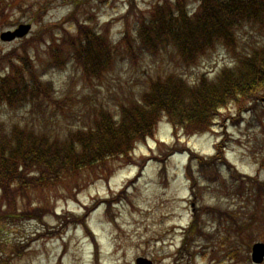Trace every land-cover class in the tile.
I'll return each instance as SVG.
<instances>
[{
	"label": "rangeland",
	"instance_id": "rangeland-1",
	"mask_svg": "<svg viewBox=\"0 0 264 264\" xmlns=\"http://www.w3.org/2000/svg\"><path fill=\"white\" fill-rule=\"evenodd\" d=\"M157 1L135 0L134 6L128 0L14 1L0 18V36L26 23L32 24V31L11 42L0 38V57L27 50L39 82L50 87L26 107L12 110L0 104V127L6 132L12 127H41L40 134L50 136L52 97L64 105L62 112L69 101L78 111L89 112L100 105L112 109L138 98L152 81L171 74L191 85L203 74L214 81L224 69L235 68L240 57L247 58L264 45V32L229 28L231 45L222 38L221 45L208 49L196 65L186 66L175 41L162 34L158 22L169 17L168 6L177 1L188 6L186 20L194 21L198 0H160L168 4L161 6L156 19ZM73 15L81 22L90 20L94 32L109 43V68L101 71V79L69 58V46L62 51V43L55 54L50 53L53 36L59 40L65 31L76 36V26L69 22ZM145 17L146 25L152 26L140 35L136 25L141 26ZM144 37L152 39L149 47L140 42ZM7 72L8 67L0 63V75ZM57 117L60 136L80 121L73 114L59 112ZM176 141L206 158L215 154L217 143H227L226 157L236 172L264 183V102L256 105L249 99L241 107L238 103L222 109L212 131L204 134L188 136L179 131L175 137L164 121L157 135L134 151L139 164L145 157L152 158L143 171L126 166L85 187L67 190L58 183L49 189L20 190L14 198L4 197L0 189V264H136L140 256L154 264H253L251 247L264 242V190L249 184L248 178L231 180L233 171L225 166L219 167V174L207 176L195 165L199 197L193 203L185 171L188 155L175 154L164 163L156 159ZM207 206L225 213L204 216V231L211 238L195 241L185 230L193 208L203 214ZM184 244L188 250H182Z\"/></svg>",
	"mask_w": 264,
	"mask_h": 264
},
{
	"label": "trees",
	"instance_id": "trees-1",
	"mask_svg": "<svg viewBox=\"0 0 264 264\" xmlns=\"http://www.w3.org/2000/svg\"><path fill=\"white\" fill-rule=\"evenodd\" d=\"M8 1L0 0V13L4 12ZM156 6L154 12L157 19L164 7ZM167 11L169 17L159 19L158 29L175 41L186 66L196 64L201 55L203 57L208 53V49L221 45L222 38L229 43V28L264 27V0H199V11L194 21L186 20L184 1H177L174 8L169 5ZM173 15L179 17L174 18ZM146 19L143 18L141 26L136 25L140 35H146L152 26L146 25ZM75 20L78 34L74 37L65 31L59 40L53 36L50 53L55 54L62 43V51L64 46H69V58L88 71L96 72V78L101 79V71L109 68V43L85 24L89 20L82 24ZM151 41L149 37L140 38L145 47H149ZM25 52L17 58L18 64L12 54L4 59L10 72L0 77V104L11 109L34 103L50 87L39 82L27 50ZM263 92L264 48L251 57L239 60L237 69L222 71L214 81L202 75L197 84L190 85L174 74L164 80L152 81L149 89L138 98L117 105L113 110L100 105L89 112L87 109L78 111L69 101L67 110L62 112L64 105L52 97V135L40 134L41 127H12L9 132L0 127V189L4 197L14 198L18 191L25 192L30 188L46 189L61 183L71 190L72 186L77 188L82 183L89 184L109 174L114 163H129L135 144L154 136L162 118L165 117L173 125L175 133L180 129L188 135L206 132L229 104L239 103L241 107L246 100L253 99L258 105L264 97ZM246 97L249 99H243ZM59 112L67 116L73 114L77 120L80 119L78 124L77 121L71 124L72 128L67 129L62 137L56 131ZM225 147L224 142L219 143L216 154L205 158L187 147L177 146L165 152V157L175 151L189 152L187 173L192 181V192L197 197L193 191L199 186L193 170L195 165L207 176L212 172L219 174L222 165L233 170L224 157ZM234 173L231 180L242 181V177ZM247 182L255 184L260 192L263 190L256 179L248 178ZM207 210L215 215L225 213L216 207H208ZM199 211L201 209L194 213L189 231L202 234V213Z\"/></svg>",
	"mask_w": 264,
	"mask_h": 264
},
{
	"label": "water",
	"instance_id": "water-1",
	"mask_svg": "<svg viewBox=\"0 0 264 264\" xmlns=\"http://www.w3.org/2000/svg\"><path fill=\"white\" fill-rule=\"evenodd\" d=\"M30 29L29 25H21L15 32H8L2 35V38L5 40H12L15 37L24 36ZM264 259V244L256 243L253 246V260L255 262H262ZM138 264H152L150 261L140 258L138 259Z\"/></svg>",
	"mask_w": 264,
	"mask_h": 264
}]
</instances>
